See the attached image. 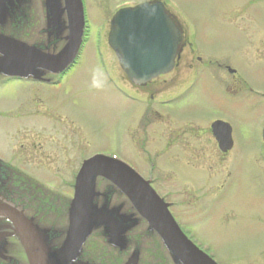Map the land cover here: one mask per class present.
<instances>
[{
	"label": "rangeland",
	"instance_id": "obj_1",
	"mask_svg": "<svg viewBox=\"0 0 264 264\" xmlns=\"http://www.w3.org/2000/svg\"><path fill=\"white\" fill-rule=\"evenodd\" d=\"M143 1L83 0L87 33L76 62L61 80L67 83L61 85L64 89L47 90L32 85L30 93L26 86L20 84L0 85V110L10 113L9 118L7 115L0 117V152H9L5 145L14 142L13 117L20 112L17 111L19 103H22V107L25 106L23 102L31 100L30 94L33 103L27 104L23 113L37 112V109L42 111V108L48 106L50 116L54 117L51 119L54 120L46 121V129L50 128L48 123H54L58 127V121L63 119L65 129L59 136L50 133L48 144H45L46 138L38 132L25 133V130H21L17 139L23 146L16 143L10 146L17 161L32 165V170L28 171L38 177L46 187L56 191L55 193L59 192L61 198L72 197L71 174L76 169L74 170L73 164L72 167L68 165L79 156L74 159L71 152L74 149L70 143L74 136L71 135L69 139L68 130L71 129L72 122L76 127L70 134L78 136L77 150L80 151L82 159L99 154H115L136 169H146L143 152L140 151L150 148L146 144L140 147V138L144 134L137 131V120L149 105L148 97L124 85L117 58L107 39L110 20L116 10L123 5L139 4ZM163 1L200 50L207 49L209 43V48L216 49L220 56L226 57L228 64L239 69L241 80H246L250 88L264 89V0ZM246 34L256 42L250 51L244 50ZM218 43H221V50ZM261 57L262 59H258ZM198 68L193 76L194 84L181 88L175 94L164 95L170 91L166 89L164 93L158 94L157 97H161L152 102V105L165 114V118L190 117L200 129H204L208 120L217 115L227 117L232 122L233 135L237 141L234 156L233 151L228 157L231 174L226 175V171H221L223 158L215 145L207 147L205 139L198 140L192 136L189 148V135L186 134L187 141H177V146L183 147L184 154L189 156L183 157V153L178 152L177 161L181 165L176 163L174 167L183 176L176 182H170L168 177L160 178L159 183L162 189L175 184L172 198L177 199L178 205L173 210L180 221L187 224L188 230L184 229V232L194 243L204 246L202 250L210 254L218 264H251L258 253L264 251V94L242 86H237L233 94H228L224 91L222 79L205 69L211 67L200 65ZM168 122L169 119L161 121L157 129L155 127L150 132L148 129L147 132L157 135L156 130H162L161 134L164 135L165 132L170 140L175 130ZM182 127H188L186 132L190 130L192 135L197 133L192 127L189 129V126H179L176 129L178 136L185 130ZM27 129L40 130L38 127ZM134 139L139 143H135ZM167 141L161 136L160 141L158 139L154 142L155 145L159 144L155 148L156 151L159 150L157 165L163 168L172 165L169 152L164 150ZM32 142L42 145L43 150L48 151L46 158H43L48 163L40 162L42 159L38 156L43 157L45 154L38 155L32 148ZM166 150L168 151L167 147ZM190 157H195L198 161H192ZM55 159L60 162L53 166ZM60 163L63 168H60ZM186 175L193 184L192 187L185 185ZM221 183L226 184L223 192H219L218 186ZM24 186L27 188L20 185V190L25 191L24 195L31 196L32 185ZM95 190L99 193L95 198L98 206L107 204L109 208L121 207L120 212L124 214L132 212L125 196L108 181L97 178ZM50 201L53 208H58L59 203L64 204L62 208L66 212L67 202L63 203L56 198ZM28 210L34 213L32 209ZM65 212L62 213L64 217L54 211L45 213L42 217H38L39 214L35 216L40 223H55L58 231L54 243L61 240L63 227L67 225ZM136 238L139 244L142 243V252L154 240H159L147 230V223L143 220H139L133 232V239ZM129 249L128 254H123L124 259L134 248ZM159 254L161 264L173 263L172 260V263L168 262L169 254L164 247L159 249ZM141 260L146 264L159 263L147 256ZM258 261L264 262V258Z\"/></svg>",
	"mask_w": 264,
	"mask_h": 264
},
{
	"label": "water",
	"instance_id": "obj_2",
	"mask_svg": "<svg viewBox=\"0 0 264 264\" xmlns=\"http://www.w3.org/2000/svg\"><path fill=\"white\" fill-rule=\"evenodd\" d=\"M10 0H0V4ZM72 35L56 55L41 53L10 37L0 35V68H64L79 49L83 23L81 0H64ZM1 11L3 7L0 5ZM76 26V31H75ZM78 30V31H77ZM180 41L178 27L159 2L143 3L119 10L112 19L108 42L119 64L134 81H146L172 67ZM213 126L214 132L223 129ZM264 140V133H263ZM97 178L108 181L131 203L132 212L124 214L121 207L98 206L95 198ZM0 216L11 221L13 235L20 242L28 264H96L83 260L81 253L94 230L102 229L107 243L119 251L128 246L127 233L139 220L147 222V230L155 232L174 264H217L199 250L179 229L168 205L160 199L149 183L124 163L108 157L86 160L74 185V196L67 210V226L63 238L54 243L57 231L39 227L33 218L21 211L0 204ZM139 251H134L124 264H138Z\"/></svg>",
	"mask_w": 264,
	"mask_h": 264
},
{
	"label": "flooded vegetation",
	"instance_id": "obj_3",
	"mask_svg": "<svg viewBox=\"0 0 264 264\" xmlns=\"http://www.w3.org/2000/svg\"><path fill=\"white\" fill-rule=\"evenodd\" d=\"M254 1L257 2V0ZM0 5L3 7V11H1L0 9V35L9 36L12 39L24 42L31 47L46 52H56L66 43L68 27L66 14L63 11L64 0H10L9 2L5 1ZM38 5H40V8ZM171 16L173 17L181 31V41L178 47L177 58L171 71L169 73L159 75L156 78L141 84L132 83L125 74L122 75V78L125 86L130 87V89L138 94H142L148 97L147 103H149V105L145 107L144 111L137 120V131L139 133L143 132L144 134L142 135V138H140V147H142L143 144H146V146H149L150 149L140 151L143 152V160L144 163H146L145 171L143 169H137L145 179L150 181L152 187L156 190V192L166 202L170 203L169 209L180 227L188 230L187 224L185 225L184 223H182L173 210V208L178 205V203L176 202L177 199L172 198L175 193V184L173 183L172 187H166L167 189H162V185H160L159 183L160 178L165 179V177H168L170 178V182H176L179 180L180 176H183V174H180L181 172H179L177 168L174 167L176 163H178L179 166L181 165L177 161L178 152H182L183 157L189 156L188 154H184L185 150H183V147L177 146V141H187L186 134L189 135V148L191 146L190 138L192 136L198 140L205 139V145L207 143V147L208 145H215L216 149L219 150L220 157L222 156L223 158L221 159V171H226V175H230L231 168L228 157L233 151L234 152L232 156H234L237 146V141L235 140L233 135V125L227 117L217 115L216 117L208 120L207 126L204 129H200L197 123L190 117H187L185 119H179L174 116L165 118L166 115L159 111L155 106H153L152 102H154L157 98H160L161 96L157 97L158 94L164 93L166 89H170V91L164 93V95L175 94L178 90H181V88L194 84L193 76L195 71L199 69L198 67L200 65H207L208 67H211L205 69L209 70V72L212 73L213 76H219L222 79V81L224 82V91L228 94H233V90L237 86H242L243 88H248L249 90L255 89L261 94H264V89H260L258 87L250 88L246 80H241V73L239 72V69L234 65L228 64L226 61V57L220 56L216 49L209 48V43L207 49L200 50L196 46L194 40H191L190 35L187 33L181 22L177 20L173 14H171ZM245 37L246 44L244 50L250 51L256 44V42H254L255 39L250 38V36L248 37L247 34L245 35ZM220 44L221 43H218L219 49ZM258 59H262V57ZM13 69L25 70L26 68ZM69 69L70 68H67L60 73H51L41 69L36 76H4L0 74V85L6 83H10V85L20 84L21 86H26L30 93L32 92V85H35L40 89L44 88L47 90H60L64 89L61 85L66 82H63L61 80L68 73ZM30 98L31 100L23 102L25 106L22 105L21 107L22 103H19L17 111L20 110V112H17L13 117L12 125L15 126V131L13 132L14 142L5 145V147L9 149V152H0V159L2 160L0 161V203H5L6 205L16 207L19 210H22L25 215L34 217L36 216L37 212L30 213L28 208L32 209V207L21 203L28 196L24 195L25 191L22 192V190H20V185L23 186L27 180L23 178L18 172L19 170H22L24 172L32 170V165L23 164V162L20 161L18 162L17 158H15L14 153L10 149V146H14L16 144H19V146H23V143L17 139V136L21 133V130H25V133L26 131H34V134L38 132L41 136L46 138L45 144H48L49 134L56 133V136H59L65 129V125L62 119L61 122L58 121V127L55 126L54 123H48L50 128L46 129V121L54 120L51 119L54 117L50 116V108L48 106L46 108H42V111L37 109V112L32 111L30 113H25L24 111L23 113V109L26 108V105L33 103V97L31 94ZM4 115H7V118L10 117V113L0 110V117H3ZM167 119H169L168 123L171 124L174 127L173 130H175V132L171 131L172 135L170 140L165 132L164 135L161 134L162 130H156L158 133L157 135H152V133L150 135L147 132L148 129L149 132L155 127L157 129L158 123L160 124L161 121H165ZM33 121H36V124H33ZM37 121H40V123H38ZM72 125H70L71 129L68 130L69 139L71 135L74 136L72 137V141L74 140V143L72 141L70 143L73 146V148H71L74 149L71 152H73L74 159L77 157V155L79 156L75 159V161H70V165L68 166L72 167L73 164L75 166L74 169H76L79 167L82 160L81 154H79L80 151L77 150L79 146V141L77 140L78 136H76V134H70V131L73 132L74 127H76L74 122H72ZM179 126H189V129H191L192 127L196 130L197 133L192 135V133H190V130L189 132H186L188 127H182V129L185 130L180 133L181 136H178L176 129ZM213 126L221 127L223 129V132L222 130L214 132ZM27 127H38L40 130H29L27 129ZM263 129L264 127L262 128V131ZM161 136L163 137V139L168 140L165 143L164 150L165 152H169V158L172 161V165L169 168H163L160 165H157V161L159 159V154L157 155V153H159V150L156 151L155 148H157L159 144L155 145L154 142L158 139L160 141ZM182 137H184L185 139H182ZM134 141L135 143H139L136 139H134ZM31 145L32 148L35 149V152L38 153V155L41 154L43 156L45 154V156L43 157L38 156V158L42 159V161L40 162L48 163L43 161V158H46V154L48 151L43 150V146L40 144L35 145V142H32ZM166 147L168 148V151L166 150ZM190 160L195 162L198 161V159L195 157H190ZM53 161L54 162L52 165L54 166L59 160L55 159ZM128 164L131 163L128 162ZM60 165V168H63V164L60 163ZM185 177V185L192 187L193 184L190 182L187 175ZM225 186V183L219 184V192H223L225 190ZM197 187H199V185ZM31 211L34 210L32 209ZM40 216H42V214H40L38 217ZM261 258H264L263 250H261L258 253L256 259L254 261H251L250 263L257 264L256 262H258L259 264H264V262L258 261ZM0 264H26L25 255L16 238L13 236L12 224L9 220L2 216H0ZM240 264L243 263L240 262Z\"/></svg>",
	"mask_w": 264,
	"mask_h": 264
},
{
	"label": "trees",
	"instance_id": "obj_4",
	"mask_svg": "<svg viewBox=\"0 0 264 264\" xmlns=\"http://www.w3.org/2000/svg\"><path fill=\"white\" fill-rule=\"evenodd\" d=\"M152 244L154 250L158 251L159 241L156 239ZM110 252L111 250L105 244V239L101 236V233L95 232L85 245L83 257L99 264H117L120 254H111ZM147 255L152 258L156 257V254L152 256V254L147 253Z\"/></svg>",
	"mask_w": 264,
	"mask_h": 264
},
{
	"label": "bare ground",
	"instance_id": "obj_5",
	"mask_svg": "<svg viewBox=\"0 0 264 264\" xmlns=\"http://www.w3.org/2000/svg\"><path fill=\"white\" fill-rule=\"evenodd\" d=\"M33 201V200H32Z\"/></svg>",
	"mask_w": 264,
	"mask_h": 264
}]
</instances>
